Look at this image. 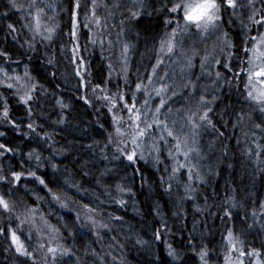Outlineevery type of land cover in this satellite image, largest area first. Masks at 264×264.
<instances>
[{
  "label": "snow or ice",
  "instance_id": "snow-or-ice-1",
  "mask_svg": "<svg viewBox=\"0 0 264 264\" xmlns=\"http://www.w3.org/2000/svg\"><path fill=\"white\" fill-rule=\"evenodd\" d=\"M117 12L119 22L111 27L119 31L113 41L106 31ZM0 26L4 40L10 37L21 49L26 43L33 52L37 43L63 37L67 27L68 43L61 47L69 53L79 100L95 116L82 122V131L87 134L91 127L100 137L81 145L87 158L77 161V171L67 166L61 171L54 156L68 149H53L52 134L31 119L46 93L44 84L32 77L27 64L23 76L0 67V85L9 93L0 96V128L5 129L0 131V264H128L129 242L153 251L160 242L171 258L168 264H187L189 259L194 264H264V194L250 193L246 199L226 194L215 205L223 213L217 217L224 225L219 248L203 233L197 242L191 232L180 249L174 247L165 239L172 229L158 203L161 219L151 240L131 224L124 232V216L106 207L126 208L136 195V177L144 181V171L151 168L159 173V195L171 197L174 184L177 193L183 188L184 194L172 201L174 217L186 219L189 201L196 213L208 212V196L201 197L203 204L197 202L199 188L220 175L211 163L214 150L220 153L217 164L234 168L228 143L233 139L237 145L243 139L238 151L253 166L252 186L257 178L264 186V0H7ZM25 32L29 35L21 43ZM142 39L141 56L154 62L143 73L137 68L133 79L131 56ZM105 41L109 49L119 44L120 68L109 60L104 77L95 82L83 53L99 46L103 54ZM0 58L12 62L7 48H0ZM13 99L24 118L13 114ZM55 103L61 109L55 123L63 125L68 122L63 110L71 105L62 96ZM9 126L37 145L15 164L10 161L21 155L19 147L2 139ZM229 128L240 135L227 133ZM205 135L211 137L206 145ZM42 141L52 155L43 156ZM48 166L51 175L41 172ZM257 238L259 247L254 246ZM164 259L154 253L150 264Z\"/></svg>",
  "mask_w": 264,
  "mask_h": 264
},
{
  "label": "trees",
  "instance_id": "trees-1",
  "mask_svg": "<svg viewBox=\"0 0 264 264\" xmlns=\"http://www.w3.org/2000/svg\"><path fill=\"white\" fill-rule=\"evenodd\" d=\"M7 0H0V12L5 10ZM12 20H17L16 15H12ZM120 19V13H116V18L109 20V29L106 31L111 33V38L115 41L116 33L119 31L118 28H112V24H118ZM65 22L67 21V16H64ZM2 29V26H0ZM67 27L64 28L65 35L63 37L57 36L55 41L51 44L47 42L41 44L37 43L35 52L29 50L28 45L25 43L24 47L19 48L18 44L13 42L9 37L8 40H4L5 32L0 30V48H7L12 54V62L5 63L2 58H0V67H7L9 69V74H21L25 72V64L28 65V71L32 77L36 80H40L44 86L46 93H41V101L39 106H34V114L32 120L37 124H42L44 130L49 134H52L53 140L49 143L53 144V149H58L65 147L68 152L64 155H55L54 162L60 164V169L63 171L64 167L67 166L69 171L75 172L79 169L80 165L77 161L80 158H87L86 152H81V145H87L91 143V139L94 137L99 139L100 137L89 127L87 134L82 131V128L86 127L83 121H94V115H88L92 112V109L86 108L83 101L79 100V95L76 91L77 77L74 75L73 65L69 63L67 59L69 53L66 48L61 47L63 44L68 43L67 37ZM154 34V33H153ZM28 33H21V43H24V38H26ZM123 39V37H122ZM150 46V44H149ZM106 51L101 54L99 46L89 49V52L93 53L89 56V52H84L83 55L88 57L91 61V71L95 82H100L107 72V62L111 60L114 68L119 70L120 68V46L116 44L113 48H108L107 42L105 41ZM145 51V44L143 39L141 43L137 46L136 51L131 56V71L130 75L135 79L137 75V68H140V72H144V68L154 61H150L148 56H141ZM28 57H31L29 60ZM51 59L53 63L49 65L47 61ZM19 61L15 63L14 61ZM143 66V67H141ZM55 72L56 76L50 75ZM56 85H59L57 88ZM0 96H9V93L5 90V87H0ZM64 98L65 103H69L71 107L69 109H64V113L67 116V121L65 124H56L55 121L59 119L58 113L61 112L59 105L55 102L60 97ZM235 99V98H234ZM13 104V114L17 119L24 118V112L15 106V100L12 101ZM28 120L25 118L24 123L26 124ZM5 130L0 128V131ZM38 131L40 129H37ZM25 131L27 129L25 128ZM234 136H239V131H233L231 128L226 130ZM204 136L205 145L211 139L210 136ZM5 142H9L11 146H18L21 155H17L15 159L10 162L15 164L16 161L22 158L27 159L26 153L30 148H36L37 145L35 141H29L27 138L21 137L18 133L13 132L9 126L7 129V136L2 138ZM55 141V143H53ZM229 147L232 149L230 153V159L234 163V168L229 169L226 167L225 162L217 164V157L220 156L218 150H214L212 155L213 166L218 167L220 175L213 176L208 184H205L199 188L198 203L203 204L204 201L201 197L208 196L209 211L203 214L195 212L192 207V202H186L184 207L187 211L186 219H179L172 215L176 211L172 201L177 198L178 195H183V188H180L179 193L177 189L173 187L172 196L159 195L162 189L157 188L159 173L154 172L153 169L147 168L144 171V181H141L140 177L137 176L135 182L132 184L133 190L136 193L132 199L128 201L126 208H119L117 205L109 204L107 205V211L115 212L117 215H123L125 219V224L123 231H128V225L131 224L136 232H139L144 239L151 240L152 229L154 226H159V220L161 217L156 216V205L159 204V211L161 212L163 219L167 221L169 228L172 229L171 234H166L165 239L172 243L174 247L180 249L182 244L186 243L188 233H192L197 242L201 239V233L206 241H211L214 247H220L221 236L220 233L224 230V225L218 216H222L223 213L218 212L215 205L223 201L226 194L236 195L237 199H246L250 193H255L256 195L264 194V186H262L257 178L255 187L252 186L250 175L252 173V165L249 164L246 157L239 153L238 149L243 147V139L241 138V144L237 145L235 139L229 140ZM219 145L217 146V148ZM40 150L43 152L44 157L52 155L43 146V141L41 142ZM63 161L61 164L60 162ZM95 162V160L93 161ZM47 163V161H46ZM102 167V165H99ZM245 166L247 167V173H245ZM48 172L49 175L52 174V169L50 166L46 168H41V172ZM131 169H128V177L131 178ZM124 175V173H121ZM85 180L91 179L90 177L84 178ZM141 183L144 187H141ZM86 187H91V185L86 184ZM235 189V192L232 190ZM102 191L101 188H97V193ZM115 194V193H114ZM105 196H101V199H105ZM255 198V196L253 197ZM125 199H128L125 196ZM134 209H139V214ZM195 220V230H193V221ZM135 238V237H134ZM121 242H123V237H119ZM107 241H105V244ZM260 240L257 238L254 242V246L259 247ZM99 249V245L96 246ZM153 250H149L147 246L133 247L132 242H129L126 249L125 255L128 259V264H150V261L154 258L155 254H160L165 257L161 264H168L171 258L166 257V251L164 245L160 242H156L153 245ZM105 251L107 249L105 248ZM187 264H194L193 259H189Z\"/></svg>",
  "mask_w": 264,
  "mask_h": 264
},
{
  "label": "rangeland",
  "instance_id": "rangeland-1",
  "mask_svg": "<svg viewBox=\"0 0 264 264\" xmlns=\"http://www.w3.org/2000/svg\"><path fill=\"white\" fill-rule=\"evenodd\" d=\"M17 74V73H16ZM16 74H12V75H16ZM19 75H21V76H23V73H21V74H19ZM0 78H2V74H0ZM3 85H0V87H2ZM208 136V135H207ZM206 136V137H207ZM213 161H211V163H212Z\"/></svg>",
  "mask_w": 264,
  "mask_h": 264
}]
</instances>
